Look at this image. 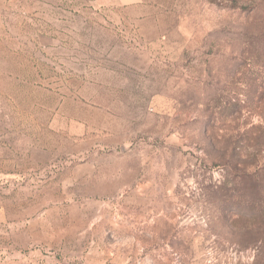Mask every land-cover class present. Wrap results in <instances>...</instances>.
<instances>
[{
    "label": "rangeland",
    "instance_id": "rangeland-1",
    "mask_svg": "<svg viewBox=\"0 0 264 264\" xmlns=\"http://www.w3.org/2000/svg\"><path fill=\"white\" fill-rule=\"evenodd\" d=\"M0 264H264V0H0Z\"/></svg>",
    "mask_w": 264,
    "mask_h": 264
},
{
    "label": "crops",
    "instance_id": "crops-1",
    "mask_svg": "<svg viewBox=\"0 0 264 264\" xmlns=\"http://www.w3.org/2000/svg\"><path fill=\"white\" fill-rule=\"evenodd\" d=\"M128 4H126V6H127Z\"/></svg>",
    "mask_w": 264,
    "mask_h": 264
}]
</instances>
